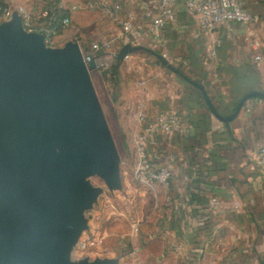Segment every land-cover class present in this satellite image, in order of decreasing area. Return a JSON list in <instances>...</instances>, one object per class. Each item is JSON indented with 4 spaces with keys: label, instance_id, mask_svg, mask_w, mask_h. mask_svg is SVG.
<instances>
[{
    "label": "crops",
    "instance_id": "0c3cea01",
    "mask_svg": "<svg viewBox=\"0 0 264 264\" xmlns=\"http://www.w3.org/2000/svg\"><path fill=\"white\" fill-rule=\"evenodd\" d=\"M19 1L17 5L28 9L49 6L43 0ZM184 1L174 0L177 18L163 32L168 59L205 86L213 108L201 97L202 90L151 53H130L119 68L122 111L134 148L156 112L172 108L182 119L180 128L162 134L150 150L155 165L169 164L174 172L169 188L147 184L160 202V222L131 264H264V169L256 162L257 149L264 144V98L248 99L229 122L213 111L231 114L245 93L264 91V59L255 60L258 52L264 56V0H241L244 9L258 17L252 27L259 50L251 45L248 24L224 21L205 31ZM122 4L115 16L97 9L88 11L94 18L82 20L76 18L79 12H69L70 6L60 1L71 24L51 34L52 46L75 40L89 48L87 39L114 38L124 31L125 21L148 28L156 14L148 0ZM63 17L56 13L55 20ZM100 54L111 59L109 51L102 49ZM102 97L106 101V93ZM213 199L220 201L215 208Z\"/></svg>",
    "mask_w": 264,
    "mask_h": 264
},
{
    "label": "water",
    "instance_id": "95a60500",
    "mask_svg": "<svg viewBox=\"0 0 264 264\" xmlns=\"http://www.w3.org/2000/svg\"><path fill=\"white\" fill-rule=\"evenodd\" d=\"M140 50L210 103L202 83L149 46L123 44L112 65L120 68ZM99 66L85 61L78 41L48 45L44 33L25 29L16 10L0 23V264H117L69 256L99 194L88 177L99 174L109 189L121 187L120 155L91 77ZM256 96L264 98V91L245 93L231 114L213 111L229 122Z\"/></svg>",
    "mask_w": 264,
    "mask_h": 264
},
{
    "label": "built area",
    "instance_id": "2783aa9c",
    "mask_svg": "<svg viewBox=\"0 0 264 264\" xmlns=\"http://www.w3.org/2000/svg\"><path fill=\"white\" fill-rule=\"evenodd\" d=\"M148 1L156 9V14L152 17L148 28H143L141 24H134L132 21H125L124 31L114 38L99 42L93 41L88 49L81 46L85 61L96 59L98 52L102 49L109 51L113 56L125 43L149 46L168 58V38L163 32L177 18L174 0ZM184 2L185 6L196 16L199 26L205 31L216 28L224 21H238L251 27L258 22L256 15L244 9L241 0H185ZM122 6V0H95L83 4L74 3L67 10L69 12H79L85 9H101L106 14L115 16L116 12L122 9ZM14 10L21 15L26 30L45 34V42L48 45L53 43L51 34H55L59 28H67L71 24L70 14L64 16L60 21H56V13L50 6L28 9L22 5L12 7L1 0L0 23L9 19ZM248 35L253 49L259 50L260 40L256 37L253 27L248 31ZM142 39L147 41L142 42ZM215 54L214 49L210 50L209 55L211 57ZM128 55L125 59L128 58ZM263 59L262 53L258 52L255 55L256 61L260 62ZM181 125V115L172 108L156 112L152 119L144 124L140 133L141 142L136 147V178L139 181L146 184L158 182L166 188L170 187L174 172L172 166L169 164L155 165L150 150L157 147L159 137L162 134L171 133L180 128ZM256 162L264 169V144L259 145L257 149ZM219 202L218 199H213L211 202L212 207H217ZM234 207L238 208L239 203L234 202ZM138 250L139 248L131 251L130 254L136 257Z\"/></svg>",
    "mask_w": 264,
    "mask_h": 264
},
{
    "label": "rangeland",
    "instance_id": "374dc122",
    "mask_svg": "<svg viewBox=\"0 0 264 264\" xmlns=\"http://www.w3.org/2000/svg\"><path fill=\"white\" fill-rule=\"evenodd\" d=\"M1 1L12 7L20 2ZM46 1L48 0H43ZM60 1L71 6L95 0ZM88 11L90 10L79 11L76 18H94V13ZM81 32L87 35L86 32ZM92 41L89 38L86 44L89 45ZM85 46L83 44L87 48ZM100 53L101 51L97 54L100 66L91 72V77L98 97V93L101 95L99 100L120 155L121 187L109 189L99 174L88 177L92 185L99 189V194L91 208L85 211L88 227L82 231L69 256L72 262L85 258H114L118 260L117 264H131L135 261L131 251L141 248L160 222V202L152 196L149 186L136 178V148L132 146L131 135L126 131L125 123L129 122H126L123 114L125 111H122L125 104L122 101L123 85L113 86L110 74L103 75V71L110 68L115 58L111 55V59H105ZM103 93H106V101L102 97ZM116 95L118 100H111Z\"/></svg>",
    "mask_w": 264,
    "mask_h": 264
},
{
    "label": "trees",
    "instance_id": "16d2710c",
    "mask_svg": "<svg viewBox=\"0 0 264 264\" xmlns=\"http://www.w3.org/2000/svg\"><path fill=\"white\" fill-rule=\"evenodd\" d=\"M48 4H49L50 8H52L53 11H55V13H57V15H60V17L67 15V10L60 7V0H51V1L49 0ZM108 73L110 74L111 80L113 82V86L118 87L121 83L120 69L114 65H111L110 68L103 71V75H107ZM201 97L203 99H206L203 92H201ZM112 100L117 101L118 96L116 95V96L112 97Z\"/></svg>",
    "mask_w": 264,
    "mask_h": 264
}]
</instances>
